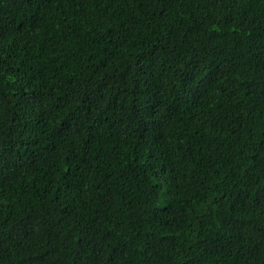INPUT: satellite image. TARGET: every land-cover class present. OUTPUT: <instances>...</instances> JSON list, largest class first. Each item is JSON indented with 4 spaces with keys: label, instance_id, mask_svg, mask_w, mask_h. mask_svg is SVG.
Here are the masks:
<instances>
[{
    "label": "trees",
    "instance_id": "1",
    "mask_svg": "<svg viewBox=\"0 0 264 264\" xmlns=\"http://www.w3.org/2000/svg\"><path fill=\"white\" fill-rule=\"evenodd\" d=\"M0 264H264V0H0Z\"/></svg>",
    "mask_w": 264,
    "mask_h": 264
}]
</instances>
